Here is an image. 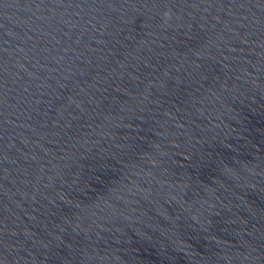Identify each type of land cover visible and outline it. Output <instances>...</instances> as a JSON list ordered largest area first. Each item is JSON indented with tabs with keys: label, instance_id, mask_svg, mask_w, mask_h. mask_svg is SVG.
I'll list each match as a JSON object with an SVG mask.
<instances>
[{
	"label": "water",
	"instance_id": "95a60500",
	"mask_svg": "<svg viewBox=\"0 0 264 264\" xmlns=\"http://www.w3.org/2000/svg\"><path fill=\"white\" fill-rule=\"evenodd\" d=\"M0 264H264V0H0Z\"/></svg>",
	"mask_w": 264,
	"mask_h": 264
}]
</instances>
